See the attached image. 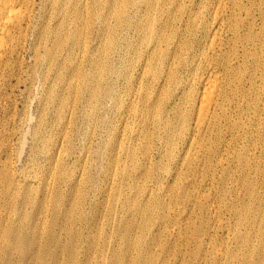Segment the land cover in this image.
<instances>
[{"label": "bare ground", "instance_id": "bare-ground-1", "mask_svg": "<svg viewBox=\"0 0 264 264\" xmlns=\"http://www.w3.org/2000/svg\"><path fill=\"white\" fill-rule=\"evenodd\" d=\"M220 1L221 3H218L219 5L217 4L216 11L210 16L211 5L203 0H200L199 2L197 1L198 3L195 0H0V104L9 94V90L20 83L25 59L24 51L28 39L32 36L34 40V64L37 65V67L38 65H46L48 69L46 78L50 79L52 73H54L57 78V80L55 79L54 82L50 84L49 94L45 102H47V105H49L48 102H53L59 105L56 109L57 115L60 118V122L66 123V126L62 129L63 134L70 135L69 133H71L70 122L75 115L72 111V109H74L71 106L72 102L85 97L87 103L86 107L88 108L85 109L84 117L87 120H93L94 117L99 119V113L104 107L106 99L110 98L114 100L113 106L117 109L116 114H120V116L123 114L121 118L123 121L122 124H127V114L134 119L137 127L133 128L132 138L136 139L135 141L142 138L143 140L140 141L145 142V147L141 150L145 153L147 159V162H145L146 171H142L139 176H142L147 182L148 180H153L156 183L157 188H163V190L166 191L165 194H170L171 197H169V199L171 201H169L168 204L176 202L179 197H188L187 199H189V201L192 200H190L191 194L189 195L187 186H183L180 192L175 191L176 194L174 192L169 193V191L172 192L171 190H174V184H177L185 174L189 177L190 175H194L201 165L203 166V170L206 169V171H210L211 169L215 170L217 167H221L223 169L222 178L227 176L232 178L236 173L234 174L235 171H233V169L230 170L229 168L233 163H237L236 165H240L242 169L239 167L241 169L240 172L239 170H236L238 172V177L236 179L243 184L242 187L253 195V191L251 190L253 181L250 177V171L252 170L249 169L252 165V156L248 157V154L246 153H248V151L251 153L250 150L260 147L264 142V0H260L261 8L259 11L261 12L259 17H257L252 9L257 0H253L251 5L249 4L250 2L248 4L244 3L243 0ZM99 6H102L103 8L106 7V10L111 14V17L109 20L100 16L99 42L95 47L96 50H98L97 53H91L93 51L89 49L87 42H82V44L80 41L84 36V30L86 29V27L84 29L83 25H88L87 28L89 27L91 24L92 11ZM258 8L259 7L257 6V9ZM243 12L246 14V17L244 16L245 18L243 17ZM37 14H40L42 19L41 22L36 21ZM48 14L49 18L47 17ZM259 19L261 20L260 23L258 22ZM258 25H260V28ZM130 31L134 32L135 37H129ZM223 32L227 33L225 38H222L221 34ZM122 49L126 50L124 55L120 52ZM84 63H88L86 67H84ZM67 65H70V69L67 68ZM15 77L18 80L17 83L13 82ZM119 81L122 82L121 86L120 84L119 86L117 84ZM57 87L61 89V94H56ZM71 97L73 98L70 100ZM45 108L46 107H44V109ZM45 114L47 113L45 112ZM41 117L42 119L44 118L43 116ZM1 126L3 125L1 124ZM5 129L6 128H4V130ZM15 129L17 128L15 127ZM118 136L119 135L117 134L116 137ZM47 142H50V140ZM120 142L122 141L120 140ZM8 143H10V141ZM106 144H108V142ZM134 144L136 145V143ZM116 145L118 146L114 141L112 147L116 149ZM138 152L139 150L136 146H129L127 151L128 156L130 155L132 158H136ZM262 152H264V150ZM197 155L202 158L200 164L197 162ZM1 156L0 264H11L9 259L11 251L9 237L11 232L9 225L10 217H8V198L10 191L8 183L10 174H8L7 163L2 162L3 160L1 161L3 158V156L2 158ZM4 159L6 160V157ZM157 159H160L162 163L166 161L164 164L168 166L169 164H173L174 166H172L175 167L174 171L168 172V176H170L172 180L168 185H166L167 180L165 177L161 176V174L155 175L154 173V164ZM164 164H162V166ZM114 165L115 162L111 163V168H113ZM140 165L143 166L144 164ZM123 168L124 172L125 165ZM163 170L166 169L164 168ZM123 172L121 174H123ZM136 177H138V175ZM57 187L60 188V186ZM136 188L138 196L152 201L149 205H145L141 212L144 218L147 216V210L152 209L151 214L148 215L149 217L146 220V231L148 230L149 232L151 221H155L161 214H167L166 216L169 217L168 214H170V211L168 210L171 205L167 206L169 207L167 210L164 205L162 206L164 203V201L163 203L161 201L163 199L162 195H154L151 191L149 193L151 196H147L145 186L144 189L139 186ZM19 189L21 190V188ZM23 189L25 188L23 187ZM223 189H221V191ZM77 194L78 193L76 192V196ZM224 194H226V191ZM76 196L74 195V198H76ZM259 198L260 197H258V199ZM139 200L141 201V198ZM230 201L232 202V200ZM142 203L143 202H141V204ZM224 203H226V201ZM74 207L76 206L74 205ZM244 207L245 206L242 208L240 207V216L246 215L249 211V207L247 208V212L243 211V209H245ZM49 209L50 208H48V210ZM238 211H233V213H238ZM257 215L258 214H256V216ZM166 216L163 217L166 218ZM235 216L237 217V215ZM252 218L254 220L255 217H251V221ZM114 219H116V216ZM259 222L261 223L262 221L259 219ZM246 224L248 223L246 222ZM112 226L114 227V225ZM158 226L160 227L161 225ZM246 228L248 229V227ZM158 234L159 236L161 235L159 232ZM258 235L260 236V234ZM134 237L136 236L134 235ZM244 237L246 240L249 238L248 236ZM241 239L243 238L241 237ZM129 240L130 244L136 249L135 255L133 254L135 258L133 261L129 260V264L143 263L145 259L142 252V239L137 238L135 241L132 239ZM236 242L238 243L239 241ZM243 242L242 244H244ZM109 244L111 243L109 242ZM153 244L151 246H153ZM242 244L241 246H243ZM254 245L255 244L253 243V247ZM168 246L169 247H165L170 248V245ZM96 249H98V247ZM168 250L166 252H168ZM172 250L171 252L174 253ZM262 250V252H264V242ZM250 251L252 252V250ZM150 252L152 253V251ZM245 252L240 258L237 257L236 254L228 252L232 264H250L249 259L252 257L250 256L252 253H250V257L248 258V254ZM101 253L102 252H100V254ZM132 253H134L133 250ZM151 253L149 255H152ZM225 253L227 252L225 251ZM106 257H108V255H106ZM165 259L166 258H164V260ZM167 260L169 259L167 258ZM157 261H159V258ZM150 262L151 261H149V263ZM162 263L164 264L163 261Z\"/></svg>", "mask_w": 264, "mask_h": 264}, {"label": "rangeland", "instance_id": "rangeland-1", "mask_svg": "<svg viewBox=\"0 0 264 264\" xmlns=\"http://www.w3.org/2000/svg\"><path fill=\"white\" fill-rule=\"evenodd\" d=\"M195 1L199 2L200 0H195ZM203 1L211 5L210 16L213 15V12L216 11V7L221 3L220 0H203ZM243 1L244 3L247 4L250 2L249 4L251 5L253 0H243ZM257 6L259 7L258 9ZM260 6H261L260 0H257V2L254 3L252 8L254 13L257 15V17H259L261 12L259 11L261 8ZM96 9H93L92 11V16L90 21L91 24L89 25V27L87 28L88 25H83L84 29L86 27L85 29L86 31L84 30V36L80 41V43L82 42L84 43L85 41L87 42V46L89 47V49L93 51L91 53H97L98 50V49L96 50L95 47L99 42L100 16L109 20L111 17V14H109V12L106 10V7L103 8L102 6H99ZM245 15H246L245 12H243V17ZM47 17L49 18V14L47 15ZM36 21L37 22L42 21L40 14H37ZM258 22L260 23L261 20L259 19ZM258 27L260 28V25H258ZM223 33L221 34L222 38H225L227 36V33L225 32ZM85 37H87L89 40ZM129 37H135L133 31L129 32ZM33 43H34L33 37L30 36V38L28 39L26 49L24 51L25 59H24L23 69L21 72V80L19 83L20 85L17 84L16 87L12 88L14 90L10 89L8 92L9 94L5 97L4 100H2L0 104V111H1L0 134L2 135V136L0 135V141H1L0 156L1 155L3 156V158L1 156L2 158L1 161L3 160L2 162L7 163L8 174H10L9 183H8V188L10 190L9 198H8V203H9L8 217H10L9 225L11 232L9 237L11 243V251H10L9 259L11 264H53V263L70 264L71 262H72L71 264H88V263L89 264H101V263L129 264V260L133 261L135 258L134 255L136 253V249L134 246L130 244L129 239L135 241L137 238L142 239V249H143L142 252H143V257L146 260V263L144 260V262L141 264H153V263L163 264L162 261L164 262V264L165 263L220 264L222 261L223 262L221 264H229L230 262H231L230 264H232L230 254L228 252L234 253L236 254L237 257L240 258L243 256V253L245 251H246L245 253L248 254V258L252 256L249 259L250 261L248 260L250 264H255V263L264 264V252H262L263 251L262 245L264 242L263 239L264 238L263 236L264 235V228H263L264 227L263 225L264 224V210H263L264 209L263 208L264 154L263 153L264 152L262 151L264 150V145H263L264 142L260 145V147L258 148L256 147V149L250 150L251 153H249V151L248 153H246L248 154V157L252 156L251 157L252 165L249 169L252 170L250 171V177L253 181L251 190L253 191L252 192L253 195L254 196L256 195L255 197L251 195L244 187H242L243 184H241L236 179L238 177V172L236 170H239L240 172L242 169L240 165L238 166L236 165L237 163L236 164L233 163L229 168L230 170L233 169V171H235L234 174L236 173L235 175L233 174L235 177L233 176L232 178L229 176L222 178L223 169L221 167H217L215 170L211 169L212 171L211 170L206 171V169L203 170V166L201 165L199 166V170L195 172L194 175H190L189 177L187 174H185L183 178H181V180L178 181L177 184L176 183L174 184L175 186L173 188L174 190H171L172 192L169 191V193L174 192L176 194V192H180L183 186H187L188 193L189 195L191 194L190 200L191 199L192 200L189 201V199H187L188 197H184V198L179 197L180 199L178 198L176 202L168 204V202L171 201L169 199V197H171L170 194L168 193L165 194L166 191L163 190V188H159V187L157 188V185L153 180H148L147 182L145 179L142 178V176H139V174L141 175L142 171H146L145 162H147V159L145 153L141 150L142 148L144 149L145 142L140 141L143 140L142 138L138 139L137 141H135L136 139L132 138L133 128L137 127L136 123L134 122V119L130 117L129 114H127V119L129 121L127 120L126 125H124V123L122 124L123 121L121 120V118L123 114L121 116L120 114L118 115L116 114L117 109L116 107L113 106L114 100L110 98L106 99L104 103V107L101 109L99 113V119L94 117L93 120H87L84 117L85 109L88 108L86 107L87 103L85 97L82 99L75 100V102H72L71 105L72 108H74L72 109L73 114H75L73 116L74 118H72L70 122L71 133H69L70 135L63 134L62 129L64 128V126H66V123L64 122L65 123L64 124L60 122V118L57 115L56 109L58 108L57 106L59 105L53 102L52 103L48 102L49 105H47V102H45L49 94L50 84H52L55 79L57 80V78L54 73H52L50 79L46 78V74H48L47 71L48 69L46 65H38L37 67V65L34 64L35 58L33 54L34 53ZM92 48H94L95 50ZM120 52L122 55H124L126 53V50L122 49L120 50ZM87 64L88 63H84L85 65L84 67H86ZM69 66L70 65H67V68L70 69ZM27 71L30 73L31 76ZM17 81L18 80L15 77L13 79V82L17 83ZM117 84L118 86L119 84L121 86L122 82L119 81ZM59 93L61 94L62 91L60 88L57 87L56 94ZM72 98L73 97H71L70 100ZM44 107L46 108L44 109ZM44 111L47 114H45ZM41 116H43L44 118L42 119ZM40 121L42 122V125ZM1 124L3 126H1ZM15 127L17 129H15ZM4 128L6 129L4 130ZM117 134L120 136V137L118 136L119 138L116 137ZM8 140L10 141V143H8L9 142ZM49 140L50 142H47ZM120 140L122 142H120ZM114 141L118 144V146L116 145V149L112 147ZM107 142L108 144H106ZM134 143H136V145ZM6 144L8 148L6 147ZM129 146L130 147L136 146L137 149L139 150L136 158H132V156L130 155L128 156L127 151ZM197 156H198L197 162L198 164H200L202 162L201 160L202 158L199 155ZM5 157L6 160L4 159ZM126 158L128 161L126 160ZM159 160L160 159H157L155 161L154 173L155 175L161 174V176L165 177L167 180L166 185H168L172 181L170 176H168L169 175L168 172L174 171L175 167H173L174 166L173 164H169L168 166L164 164L166 163V161L162 163V161ZM114 162L116 166L114 165V167L111 168V163ZM140 164H144V165L142 166ZM162 164H164L163 165L164 167L162 166ZM124 165H125V171H124L125 173L123 172ZM236 166L238 167V169ZM164 168L167 170V172L166 170H163ZM122 172L123 174H121ZM137 175L138 177H136ZM119 184L122 186H120ZM57 186H60V188ZM138 186L142 187V189H144V186L146 187L145 192L147 193V196H151L149 194L151 191L154 193V195L157 194L162 195L163 199L161 201L162 203L164 201L162 206L164 205L165 208L168 210L169 207L167 206L171 205L170 209H172V210L170 209L168 210L170 211V214H168L169 217L166 216L167 214L165 215L161 214L155 221L153 220L154 222L151 221L149 226H151L152 228L149 227V232L148 230L146 231V222H147L146 220L149 217L148 215L151 214L152 209L147 210V214H146L147 216H145L144 218L141 212L143 211L145 205H149L150 203H152V201H149L150 199L148 200L147 198H142L141 196H138L137 188H136ZM23 187L25 189H23ZM19 188H21V190L23 191H21ZM223 188H225L226 190ZM221 189L223 190L221 191ZM75 191L78 193L77 196ZM223 191L224 192L226 191V194H224ZM74 195L76 196L77 199L74 198ZM258 197L260 198L258 199ZM140 198L141 201L139 200ZM134 200L137 202H135ZM186 200H188L189 202ZM230 200H232V202ZM72 201L75 202L73 203ZM225 201L226 203H224ZM141 202L143 203L141 204ZM74 205L76 207H74ZM243 206H245L244 207L245 209H243V211L245 212L248 211L247 208L249 207V211L246 214L248 216L244 214H243L244 216H240L241 208ZM47 207L50 209L48 210ZM62 211L64 214L62 213ZM233 211L236 212L238 211L239 214L236 212H234L235 213L234 214ZM255 213L258 215L256 216ZM235 215H237V217ZM115 216L116 219H114ZM163 216H166V218ZM253 216L255 218L254 220L252 218L251 221L250 219ZM259 219L260 221H262L261 223L259 222ZM246 222L248 224H246ZM112 225H114V227ZM158 225L161 226L159 227ZM245 226L248 227V229ZM163 227L164 228L166 227L167 229L166 228L164 229ZM70 228L71 229L74 228V229H72L71 231ZM158 232L161 234L160 236ZM147 233L149 238L147 237ZM258 234H260V236ZM134 235L136 237H134ZM244 236L246 237L248 236L249 238L246 240ZM161 237L164 238L162 239ZM241 237L243 239H241ZM155 238H157L158 240ZM236 241L239 242L237 243ZM109 242L111 244H109ZM242 242L244 244H242ZM253 243L255 244L254 247H253ZM152 244L154 247L151 246ZM157 244H159L160 247ZM241 244L243 246H241ZM168 245H170V248H167L169 247ZM224 245L227 246L225 247ZM97 247L98 249H96ZM132 250L134 253H132ZM156 250L158 251V253ZM167 250L168 252H166ZM171 250L174 251V253L171 252ZM250 250H252V252ZM150 251H152V253ZM225 251L228 254L225 253ZM100 252L102 253L100 254ZM150 253L152 255H149ZM161 253L163 256L161 255ZM250 253L252 254L250 255ZM106 255H108V257H106ZM129 256L132 258H130ZM158 258L159 261H157ZM164 258L166 259L164 260ZM167 258L169 260H167ZM149 261L151 262L149 263Z\"/></svg>", "mask_w": 264, "mask_h": 264}]
</instances>
